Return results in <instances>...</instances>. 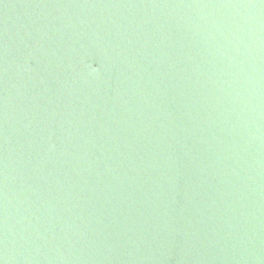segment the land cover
<instances>
[{"label":"water","instance_id":"water-1","mask_svg":"<svg viewBox=\"0 0 264 264\" xmlns=\"http://www.w3.org/2000/svg\"><path fill=\"white\" fill-rule=\"evenodd\" d=\"M0 264H264V0H0Z\"/></svg>","mask_w":264,"mask_h":264}]
</instances>
